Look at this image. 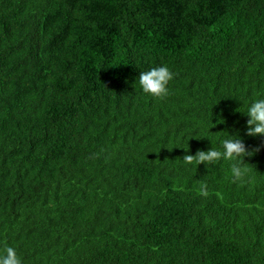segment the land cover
I'll use <instances>...</instances> for the list:
<instances>
[{"label": "trees", "instance_id": "obj_1", "mask_svg": "<svg viewBox=\"0 0 264 264\" xmlns=\"http://www.w3.org/2000/svg\"><path fill=\"white\" fill-rule=\"evenodd\" d=\"M169 93L142 91L152 67ZM264 0H0V250L22 264H264ZM239 134L228 162L187 154Z\"/></svg>", "mask_w": 264, "mask_h": 264}, {"label": "clouds", "instance_id": "obj_2", "mask_svg": "<svg viewBox=\"0 0 264 264\" xmlns=\"http://www.w3.org/2000/svg\"><path fill=\"white\" fill-rule=\"evenodd\" d=\"M172 79V70L163 65L142 71L139 84L144 93L164 97L169 93L168 85ZM244 112L249 117L246 135L264 136V94H260L258 98L247 103ZM256 151H259V148L250 150L239 134H229L226 138H221L218 145L212 142V147L207 150L200 149L195 155L187 154L184 160L187 164L195 160L199 165L228 162L229 178L233 182H243L250 172V169L246 167L245 158L254 155ZM0 264H22V260L14 247L7 246L0 250Z\"/></svg>", "mask_w": 264, "mask_h": 264}]
</instances>
